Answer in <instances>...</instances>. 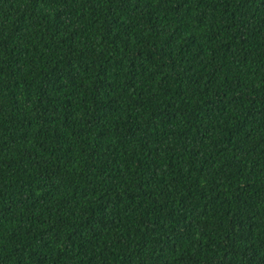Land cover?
<instances>
[{
  "label": "trees",
  "instance_id": "obj_1",
  "mask_svg": "<svg viewBox=\"0 0 264 264\" xmlns=\"http://www.w3.org/2000/svg\"><path fill=\"white\" fill-rule=\"evenodd\" d=\"M0 264H264V0H0Z\"/></svg>",
  "mask_w": 264,
  "mask_h": 264
}]
</instances>
